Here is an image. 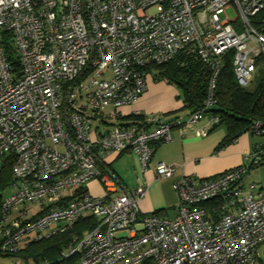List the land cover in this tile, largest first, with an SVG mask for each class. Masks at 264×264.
I'll return each instance as SVG.
<instances>
[{"label":"built area","instance_id":"1","mask_svg":"<svg viewBox=\"0 0 264 264\" xmlns=\"http://www.w3.org/2000/svg\"><path fill=\"white\" fill-rule=\"evenodd\" d=\"M228 51L237 83L248 87L264 67V0H0V167L10 156L13 178L0 203V256L16 253L30 234L47 237L92 215L96 225L61 253H78L77 264H256L264 186L242 181L264 148L251 153L250 165L182 175L173 183V217L141 213L145 181L128 189L105 162L129 151L144 172L174 127L205 136L208 128L197 123L215 103ZM180 53L195 55L211 73L202 107L166 121L119 122L118 108L145 91L148 67ZM207 117L210 127L219 121ZM93 119L109 126L98 139ZM249 129L264 132L258 120ZM155 171L171 177L176 167L158 161ZM91 181L99 195L88 189Z\"/></svg>","mask_w":264,"mask_h":264},{"label":"crops","instance_id":"2","mask_svg":"<svg viewBox=\"0 0 264 264\" xmlns=\"http://www.w3.org/2000/svg\"><path fill=\"white\" fill-rule=\"evenodd\" d=\"M146 83L145 91L135 102L118 108L119 122L125 125H143L146 116L158 115L166 121L189 114L179 89L173 83L157 76L156 72L148 73ZM207 118V114L203 115L197 123L198 127L208 128L205 136H198L190 129L181 134L180 130L174 127L172 141L158 143L153 147L149 167L144 172H140L138 158L133 153L125 151L120 154H108L105 162L125 187L133 189L140 180L145 181L146 193L138 203L141 213L157 212L162 217H173L177 203L173 183L182 175L208 177L240 164L250 165L251 153L264 148V134L253 133L250 129L219 147L226 137V127L223 124L210 127ZM91 125L93 139L100 138L109 128L107 122L100 120L93 119ZM158 161L174 165V174L171 177L158 178L155 171ZM249 182L264 186V155L261 164L250 166L244 174L243 185L246 187ZM94 184L98 186L99 192L91 193L99 195L102 190L95 181L89 182L88 189Z\"/></svg>","mask_w":264,"mask_h":264},{"label":"trees","instance_id":"3","mask_svg":"<svg viewBox=\"0 0 264 264\" xmlns=\"http://www.w3.org/2000/svg\"><path fill=\"white\" fill-rule=\"evenodd\" d=\"M232 51L223 57L222 68L215 78L213 98L215 103L206 112L208 115L219 117L218 123L211 127L223 124L226 127V137L219 147L236 139L249 129L254 120H258L264 128V67L257 70V79L254 88L240 86L234 76L232 67ZM12 56V54H11ZM156 69V75L166 78L180 91L181 98L189 113L199 109L207 95L211 73L207 66L195 55L180 53L172 60L149 66ZM260 134H264L261 132ZM11 157L3 160L0 167V203L4 189L11 185ZM0 211V227H1ZM96 218L85 215L78 218L70 227L62 232L40 238L29 236L21 244L16 253L2 257L23 260L26 262L47 264H77L79 254L64 256L61 253L70 248L74 241L86 231L96 225ZM258 260H257V263Z\"/></svg>","mask_w":264,"mask_h":264},{"label":"rangeland","instance_id":"4","mask_svg":"<svg viewBox=\"0 0 264 264\" xmlns=\"http://www.w3.org/2000/svg\"><path fill=\"white\" fill-rule=\"evenodd\" d=\"M225 12L230 19H234L236 17V10L232 6H229L228 8H226ZM220 15L223 16V12ZM150 72H157V71L155 68L151 67ZM106 75L109 76V73H107ZM256 77H257V73H254L252 82H250V84L248 85L249 89L254 88L255 83H256V79H257ZM247 181H249V180H246V182ZM12 190H13V188L11 185L7 186L2 193V197L9 195L12 192ZM89 190L92 193H98L99 192V188L96 184H94V186L91 185L89 187ZM33 210H34V208H33ZM36 210H38V207L35 208L34 212H36ZM7 217L9 219L16 217V212H11L10 214L7 215ZM1 229L2 228H0V230ZM125 234H126L125 232H121L118 235H125ZM32 235L33 234H30V236H32ZM257 256H258V263L264 264V241H262L257 247ZM9 262H10V258L0 256V264H8Z\"/></svg>","mask_w":264,"mask_h":264}]
</instances>
